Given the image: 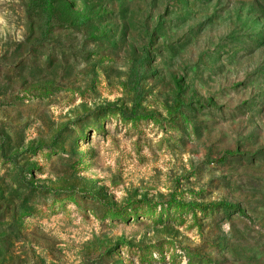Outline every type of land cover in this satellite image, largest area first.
I'll list each match as a JSON object with an SVG mask.
<instances>
[{
  "label": "rangeland",
  "instance_id": "obj_1",
  "mask_svg": "<svg viewBox=\"0 0 264 264\" xmlns=\"http://www.w3.org/2000/svg\"><path fill=\"white\" fill-rule=\"evenodd\" d=\"M0 264H264V0H0Z\"/></svg>",
  "mask_w": 264,
  "mask_h": 264
},
{
  "label": "trees",
  "instance_id": "obj_2",
  "mask_svg": "<svg viewBox=\"0 0 264 264\" xmlns=\"http://www.w3.org/2000/svg\"><path fill=\"white\" fill-rule=\"evenodd\" d=\"M218 205H220V206H222L223 208H226V209L233 207L232 205H230L228 203H220ZM214 206H217V205H214Z\"/></svg>",
  "mask_w": 264,
  "mask_h": 264
}]
</instances>
